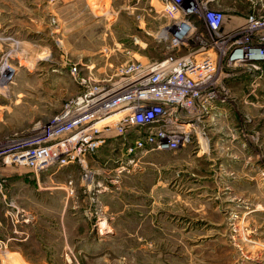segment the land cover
<instances>
[{"label": "rangeland", "instance_id": "374dc122", "mask_svg": "<svg viewBox=\"0 0 264 264\" xmlns=\"http://www.w3.org/2000/svg\"><path fill=\"white\" fill-rule=\"evenodd\" d=\"M223 14L227 29L248 15ZM170 22L159 0H0V60L17 70L0 90V149L36 140L79 93L71 65L102 79L173 54ZM242 81L178 151L128 163L120 141L101 148L90 188L60 168L53 195L43 173L0 162V264H264V77Z\"/></svg>", "mask_w": 264, "mask_h": 264}, {"label": "built area", "instance_id": "2783aa9c", "mask_svg": "<svg viewBox=\"0 0 264 264\" xmlns=\"http://www.w3.org/2000/svg\"><path fill=\"white\" fill-rule=\"evenodd\" d=\"M208 2L159 0L171 21L165 41L174 52L161 60L131 59L102 79L93 66L81 72L78 64L71 65L79 93L39 127L36 140L0 149V162L35 173L77 165L90 188L87 159L113 141H120L128 163L189 145L216 105L227 101L232 85L264 77V18L250 13L227 29L224 14ZM196 20L204 31L194 40ZM183 49L188 52L179 54ZM1 60L0 90H8L17 70ZM2 184L0 176V190ZM72 185L69 181L70 193Z\"/></svg>", "mask_w": 264, "mask_h": 264}, {"label": "crops", "instance_id": "0c3cea01", "mask_svg": "<svg viewBox=\"0 0 264 264\" xmlns=\"http://www.w3.org/2000/svg\"><path fill=\"white\" fill-rule=\"evenodd\" d=\"M205 1V0H202ZM208 4L211 8L220 10L222 13H229V14H242V13H254V3L253 0H208ZM229 4V5H227ZM261 8H264V5H260ZM90 158V157H89ZM88 158V159H89ZM87 159V163L89 160ZM58 170H51L47 173L41 174L38 179L41 180L38 181V187L39 190L45 191V190H50V192L54 195L56 193V190H60L62 187L66 188L65 183L60 181L61 176L63 175L62 172H58ZM79 171V166L77 165H70L67 167H64L63 172H68L70 173V178L73 180L77 172ZM13 185H16L18 183H12ZM20 184V183H19ZM48 184V188L45 187V185Z\"/></svg>", "mask_w": 264, "mask_h": 264}, {"label": "bare ground", "instance_id": "6f19581e", "mask_svg": "<svg viewBox=\"0 0 264 264\" xmlns=\"http://www.w3.org/2000/svg\"><path fill=\"white\" fill-rule=\"evenodd\" d=\"M7 67V66H6ZM5 69H7V68H5ZM1 75V74H0Z\"/></svg>", "mask_w": 264, "mask_h": 264}]
</instances>
